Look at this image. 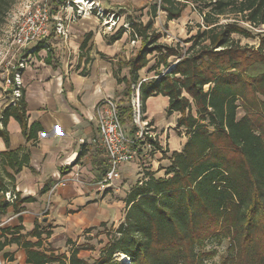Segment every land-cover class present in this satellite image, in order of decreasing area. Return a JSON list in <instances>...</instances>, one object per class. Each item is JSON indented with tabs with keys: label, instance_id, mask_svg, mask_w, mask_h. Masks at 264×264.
I'll return each mask as SVG.
<instances>
[{
	"label": "trees",
	"instance_id": "16d2710c",
	"mask_svg": "<svg viewBox=\"0 0 264 264\" xmlns=\"http://www.w3.org/2000/svg\"><path fill=\"white\" fill-rule=\"evenodd\" d=\"M58 2L52 0V8ZM6 3L0 4L1 14ZM189 4L201 17L195 33L184 40L189 44L161 42L162 34L154 28L157 12L175 20ZM128 22L129 36L140 44L135 54L110 60L116 83H123L127 97L131 85L138 87L142 118L148 97L166 96L165 112L177 115L175 129L184 135L181 148L170 155L164 152L169 163L163 175L148 169L145 178L130 187L116 226L100 224L107 240L97 257L78 256L80 250L92 249L88 244L71 245L68 254L55 252L43 241L51 231L36 221L26 233L20 232L22 225L0 226L1 258L13 260L3 249L15 243L28 264H207L210 253L198 249L220 235L228 238L220 264H264V0H159L150 5L146 22ZM124 32L120 27L108 41ZM90 35L85 34L81 50ZM234 35L256 36L258 42L242 44ZM86 51L78 64L81 57L89 61ZM45 59L51 61L49 55ZM124 67L127 75H121ZM145 67L149 78L140 77ZM21 92L15 104L8 103L0 113L5 144L0 152V218L8 206L17 213L23 202L33 200L12 190L15 198H5L30 156L28 149L10 148L7 120L19 123L26 140L35 138L38 130L28 124ZM118 110L123 124L132 107L119 104ZM154 145L161 148L156 141ZM66 243L71 241L67 238Z\"/></svg>",
	"mask_w": 264,
	"mask_h": 264
},
{
	"label": "crops",
	"instance_id": "0c3cea01",
	"mask_svg": "<svg viewBox=\"0 0 264 264\" xmlns=\"http://www.w3.org/2000/svg\"><path fill=\"white\" fill-rule=\"evenodd\" d=\"M130 1L138 6L146 0ZM99 2L105 8L120 5L115 0ZM64 21L68 29L67 38L56 36L51 30V44H48V38L46 46L44 43L35 45L22 72L26 117L28 124H34L38 130L35 138L26 140L19 123L12 117L7 120L5 129L10 148L28 149L30 155L28 164L23 165L15 174L14 188L10 186L9 189L18 192L21 197L31 196L33 200L23 202V209L18 214L8 206L0 223L2 227L22 225L20 232L26 233L37 221L40 228L51 231L50 236L43 240L44 244H50L55 252L65 251L68 254L69 247L79 243L84 231L86 235H93L87 229L98 230L103 227L101 223H105L106 227L116 226L123 218L124 198L129 189L120 192L97 190L95 184L101 170L106 168V159L102 150L88 141L95 138L97 132L96 103L104 97L116 96L117 90L123 85L116 83L114 65L110 60L127 55L128 43L124 34L109 42L108 38L113 33L102 31L100 21L94 14L84 15L74 21ZM88 32L91 35L81 50L80 44ZM85 51L89 61L84 62V57H81L78 64L80 55ZM100 52L103 57L99 55ZM48 55L50 62L45 59ZM125 74L126 67L121 70V75ZM151 75L147 67L140 71V77L149 78ZM153 97H158L157 100L164 107L161 116H154L149 108L148 101ZM167 101V97L162 95L148 97L145 115L152 119V114L155 121L165 116ZM2 128L0 122V130ZM164 138L159 135L161 148L156 150V162L165 167L169 159L163 157L164 152L170 155L172 150L179 148L169 146L167 150ZM3 150L5 144L0 137V152ZM128 164L136 171L141 170L136 162L126 163L121 167V177L124 176L123 168ZM144 176L143 171L136 174L134 183L143 180ZM117 195L120 198H115ZM45 209L48 212L43 214ZM107 221L110 222L109 226ZM70 233L75 234V237L71 238ZM67 238L75 243L67 244ZM3 251L13 256V260L5 259V264H28L24 250L15 243L6 245ZM80 253L81 250L78 256L84 258Z\"/></svg>",
	"mask_w": 264,
	"mask_h": 264
},
{
	"label": "built area",
	"instance_id": "2783aa9c",
	"mask_svg": "<svg viewBox=\"0 0 264 264\" xmlns=\"http://www.w3.org/2000/svg\"><path fill=\"white\" fill-rule=\"evenodd\" d=\"M66 1L67 6L65 7L70 9L69 17L64 15V6L60 4L56 14H53L51 11L52 0H29L25 4L23 11L20 12L1 51L3 53L2 60L7 56L16 60V63L12 66V79H7L10 85L8 103L15 104V101L21 96L22 72L34 46L39 43H44L46 46L51 30L56 36L67 38L68 29L66 24H64V20L74 21L78 17L94 14L103 22L109 33L117 28L118 15L110 9L100 6L98 1ZM52 20H55V24L52 23ZM123 28L125 32L129 33L128 21L123 23ZM131 42L133 43L134 39H131ZM17 58H19L18 61ZM94 110L97 120V132L95 138L88 142L97 145L106 159L104 173L95 185L100 192L108 189L117 192L119 186L116 182L121 179L122 165L136 162L141 156L146 155V152L154 147L152 141L156 139L155 135L157 133L152 132L149 122L142 118L137 86H135V101L132 104V116L136 126L133 136L126 132L124 125L121 123L118 104L113 96L100 99L96 103ZM141 162H144V160ZM5 198L12 201L15 196L11 191H6ZM1 225L2 222L0 223ZM121 257L123 260L126 259L124 255ZM0 264H4L1 256Z\"/></svg>",
	"mask_w": 264,
	"mask_h": 264
},
{
	"label": "rangeland",
	"instance_id": "374dc122",
	"mask_svg": "<svg viewBox=\"0 0 264 264\" xmlns=\"http://www.w3.org/2000/svg\"><path fill=\"white\" fill-rule=\"evenodd\" d=\"M7 1L5 11L4 13H0V111L2 110V107L7 104L10 96V85L8 84L7 79H10L11 71H13V64L16 63V60L14 58H11L9 56L5 57L2 60L1 51L3 50V47L5 46L9 32L11 31L12 27L15 25V22L20 14V12L23 11V8L26 3H28L29 0H5ZM5 1L0 0V4L5 6ZM65 1V2H64ZM98 1L99 5L101 3ZM115 2H120L119 7H112L108 8L115 12L116 15H118V26L116 29L112 31L114 33L117 31L120 27H123V23L127 22L129 19H133L135 21H141L146 22L149 18V8L150 5L154 2H159V0H146L143 2L142 5H134L131 3L130 0H115ZM64 6V15L69 17L70 16V9H66L65 6H67L66 0H59L57 4H55L54 8H51V11L53 14H56V11L58 9V5ZM121 6V7H120ZM105 8L104 6H102ZM100 21V20H99ZM197 22H201V17L199 14L193 10L192 5L189 4L181 13L180 17L175 20H169L167 21L165 19V14L162 11L157 12V16L154 18V28L162 34L160 37L161 42L171 43L174 44L176 42H179L181 45L187 46L189 43H184V40L195 33L196 26L195 24ZM52 23L55 24V20H52ZM100 29L102 31H106V33L109 31L107 28L104 27L103 22H99ZM258 31V30H257ZM53 32V31H52ZM109 33V32H108ZM125 36V40L128 43V52L127 55L124 54V58H127L129 55H133L137 52L139 48V39L134 40V42H131V37L127 32L123 33ZM236 38L240 40L242 44L248 43V44H257L258 38L255 37H243L239 35H234ZM48 44H51L52 38H49ZM50 45H48L49 47ZM150 56V55H149ZM19 58H17V61ZM29 62V61H28ZM131 93L129 96H125L123 94V85L120 87V89L117 90V95L114 97L117 104H127L130 107H132V104L135 101V86L131 85ZM158 97L150 98L148 101L149 108L152 110L153 115L157 116L162 115L164 112V107L160 104V102L157 100ZM6 105V106H7ZM241 110L239 111V114H241ZM152 114H150V118H148L146 115L143 117L147 122H150V129L151 130H157V134L155 135V140L152 141L154 145V141L158 143L159 141V135L161 137L165 136V147L168 150L169 146L171 147H177L181 148L182 143L184 141V135L175 129V119L177 117L176 114H165V116L161 117L160 119L154 120ZM154 120V121H153ZM123 125L126 129V132L131 135V132L136 127L135 122L133 121L132 116V110L131 115L129 119L127 118ZM156 147H154L151 150H148L146 152V155L141 156L139 160H136V163L141 166V170L136 171L135 168L132 167V165L128 164L126 167L123 168V175L120 182H116L119 186V190L117 192H120V190L126 191V189H130V187L134 184L135 181V175L140 173L141 171L146 172V168H154L151 169L153 173L155 174H162L164 166H161L160 163L158 164L156 162ZM144 160V162H141ZM150 170V169H149ZM116 194V193H114ZM113 195V193H112ZM115 198H120V195H117ZM47 208V207H46ZM48 212L47 209L43 211V214ZM110 225V222L107 221V226ZM101 230H103V227H101L98 230H91V234L93 235H86L84 231V236L79 240V243L75 246H79L81 244H88V246H91L92 249H82L80 255L84 258L90 259L93 256H98L99 250L103 246V244L107 240V236L105 233H103ZM98 232V233H97ZM101 232L102 234H99ZM76 233V232H75ZM81 233V232H80ZM99 235V236H98ZM68 237V236H66ZM70 237L74 238L75 234L70 233ZM71 243H75L70 239ZM227 245H228V238L222 237L220 235L213 236L207 241L203 243V245L198 249L205 253H210L206 257V263L207 264H220L224 257L227 254ZM74 246V245H72ZM5 264V261H4Z\"/></svg>",
	"mask_w": 264,
	"mask_h": 264
}]
</instances>
